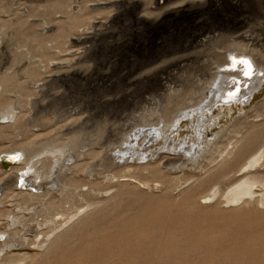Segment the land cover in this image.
I'll list each match as a JSON object with an SVG mask.
<instances>
[{"label": "rangeland", "instance_id": "1", "mask_svg": "<svg viewBox=\"0 0 264 264\" xmlns=\"http://www.w3.org/2000/svg\"><path fill=\"white\" fill-rule=\"evenodd\" d=\"M213 1L212 24L224 15L239 22L236 28L205 31L197 38L217 36L202 46L191 33L196 29L192 20L165 25L151 37L138 24L93 30L94 21L109 20L116 12L109 4L92 5L97 0H0V77L9 80L0 81V179L8 182L3 191L0 187V264H264V204L257 202L264 200V187L255 186L256 197L234 205L223 197L247 174L239 168L253 151L235 165L233 155L222 151L252 124L264 127V78L241 109L207 108L216 120L206 139L220 145L210 153L205 148L197 162L200 170L180 147H162L153 130L199 102L222 60L215 51L237 40L235 30L264 39V0ZM96 32L100 36L94 37ZM87 35L88 42L76 41ZM149 43L162 51L151 62L141 56V46ZM188 56L193 62L182 66L180 60ZM201 62L209 69L200 70ZM172 63L164 73L162 68ZM150 75L155 77L149 80ZM159 76L164 79L158 81ZM7 101L6 116L1 108ZM190 126L183 119L171 130L175 143L179 132L182 142L188 141ZM138 129L151 134L145 141L142 134L137 140L142 144L133 151L121 152ZM28 141L31 150L9 162L5 151ZM47 144L61 146L62 154L49 151ZM53 155L57 162L50 161L53 168L44 174L42 189L19 177L23 167L30 170L27 159H33L38 175ZM222 170L224 177H214ZM251 172L264 175V157ZM26 175L36 177L30 171ZM216 187L221 192L215 199H203Z\"/></svg>", "mask_w": 264, "mask_h": 264}, {"label": "bare ground", "instance_id": "2", "mask_svg": "<svg viewBox=\"0 0 264 264\" xmlns=\"http://www.w3.org/2000/svg\"><path fill=\"white\" fill-rule=\"evenodd\" d=\"M213 2H214L213 0H207L204 2L203 5L200 6L197 4V0H103V1L97 0V2L92 3V5H94L96 7H101V6L105 7V5L109 4V5L115 7L114 9H116V12L113 16L111 14L112 17L109 20H98V21L92 20L96 24H91V28H93V30H95V31H98V29L100 30L99 27L104 26V28H105L108 26V24H109V26H111L110 24H120V23L138 24L139 28L142 29L143 34H146V35H149L152 37V34H154V32H156V31L161 32L162 27H164L165 25L168 26L170 24H174V25L175 24H188L189 21L192 20L193 24H195L196 29H195V31L191 30V33H194L193 37L195 36L194 39H196L201 34H205L206 33L205 31L210 32V31H213L217 28H220V30L226 28V30H227V29H229V27H234L235 25L238 24L239 21L237 20V18H234L233 16L228 17L226 15H224L219 20L216 19L215 21L218 20L217 24H215V23L212 24V22H214L211 20L213 13H210V12L212 11L211 7H212ZM57 7L60 8L61 6H57ZM150 9H154V11H150ZM56 10H58V9H56ZM142 10L143 11L147 10V11L143 12L142 14H139L138 12H140V11L142 12ZM151 14L156 15L155 18L150 19L149 17H147V15H151ZM107 16H108V14H107ZM200 16L201 17L204 16L202 18L203 21H202V24H199V26H197V24L199 23V17ZM230 21H232V22H230ZM206 24H208L210 29L204 28ZM234 28H236V27H234ZM95 31H93V32H95ZM235 31H236V36H234V39H237V40H233L232 41L233 44L227 45V47H223L222 50L215 51L217 53L216 55L221 57L222 60L219 59V60H221V62L218 61L219 63L217 62L216 63L217 65H214V67H215L214 69H216V70L213 71L214 75L211 78V80L206 83L207 85H206V87H204V89L205 88L206 89L204 90V93L202 94V98L199 100L198 103H195L194 105L193 104L190 105V107H192V105H193L194 108L188 112L185 111L183 113L174 115L175 116L174 118H176V120L174 122L173 121L167 122V120H166V123L164 122V124L161 128H157L158 123L157 124L155 123L156 127H154V129H153L155 134L157 135L156 137H158L161 140L160 143H161L162 147H166V149H168L169 148L168 146L171 145L172 149H174V150H176L175 148L177 146L180 147L181 151L184 152V154H187V156H188L187 161L192 165V167H194V166L198 167V170H200V168L202 167L201 163H199V165L197 163L198 158L204 152L205 148L207 147L206 151L210 153L211 151L216 149V145H218V143H219V142H212L211 143L210 140L207 141V139H206V130L208 128H211L212 125L215 124V120H216V116H208L206 114L207 108L213 109V108L217 107L219 109V112L224 111L225 109L232 110L234 106L235 107L238 106V109H241V107L245 103H247L248 100L250 99V96H251L253 90L262 83V80L264 78V59L262 57V55L264 56V54H263L264 46H263V42H262V41H264L263 37H259L260 35H257V36L251 35V34L247 33L246 31L239 32V33H237V30H235ZM87 32L92 33V30L87 31ZM195 32H196V34H195ZM95 36H100V32H96V34L94 33V37ZM215 36H217L216 33H213L212 35L207 34L203 38H197L196 44L203 46L206 44V42H209V40H212L213 37L215 38ZM90 37L91 36L87 35L84 37L76 38V39H78L76 41L79 42L80 44L85 43V42L89 41ZM169 37L170 36H168V39H169ZM171 37H172V35H171ZM171 37H170V39H171ZM94 39H96V38H94ZM142 39H145V38H142ZM191 42H192L191 39L187 40L186 43H184V49L188 48V46L193 43V42L192 43ZM171 43H172V41H171ZM82 45L84 46L85 44H82ZM160 47L161 46L158 45L157 43H156V45H154V44L150 45V43H149V45L144 44L143 46H141V49L144 52L143 55H141L142 59H144L145 61L148 60V62L153 61L162 52V51L160 52V50H159ZM141 49H138V50H141ZM190 49H191V47H190ZM173 51H175V50H173ZM257 52H259L260 55H258ZM256 55H258V56H256ZM188 57H186V59L180 60V63H182V66H184V64L186 66V64H189L190 61L193 62V60L190 57L189 58ZM15 59H20V57H16ZM203 60L205 61V59H203ZM205 62H201V64L198 63L199 67H201L200 70L203 68H206L207 70L209 69L208 65H210V64L206 65ZM175 64H177V63L175 62ZM170 66L174 67V63H172V65H169V66L167 65V66L163 67L162 71L166 74H169L167 69L170 68ZM211 68L213 69V67H211ZM206 69H205V71H202V73L203 72L206 73L207 72ZM74 74H76V73H74ZM65 77H68V76H65ZM154 77H155V75H152L148 79L151 80ZM5 79L7 81H9L7 78L0 77V81H2V80L4 81ZM163 79H164V77L159 76L158 81H162ZM167 79L168 78H165V80H167ZM6 80L4 81L5 83H6ZM201 102H202V104H201ZM10 105H11V103H8V101H7V103L3 104V107L1 108L3 110V114H6V116H7L8 112L10 111L9 110ZM221 114H223V113H221ZM257 114H258V112H257ZM183 119H188L191 122V126H190V128H188L191 133L188 134L189 135L188 141L182 142L183 138H181V134L179 132L178 134H176L178 137L177 138L178 143H175L176 142L175 141L176 140L175 135H173V134L170 135L171 130L173 128L177 127L178 124ZM246 119H248V118H246ZM254 120H253V122H254ZM243 123H244V121H243ZM257 123H259V122H257ZM262 123H263V121H262ZM256 124H252L250 129L247 130L246 133L240 135L239 137H236L234 141L233 140H232V142L230 141V144H233V145H231L232 147H230V148L232 150H233V148H235L233 152L231 149H228V146H226V145H225L224 150L222 149V151H225V153L227 152L228 155H230V154L233 155V158L231 159V161H230V159L223 161V164L221 166H224V167L228 164L229 161L232 163V165H235L239 161V159H241L244 156V154L246 152L253 151L252 154L248 155L249 157H247L246 161L239 168V171H241V172L247 170V174H245L241 178L237 179L236 182L225 193H223L224 201L228 204L230 203V204L234 205V204L239 203L240 201H243L244 199L251 200V199H253V197H256L255 196L256 193L254 191V189L256 188L255 186H261L262 188L264 187V175L260 174L258 172L257 173L251 172L252 170H255L257 166L260 165L261 160L264 157V145L262 143L264 140V127L259 128L260 125H256ZM240 127L242 128V122L240 123L239 126H237L236 129L239 130ZM239 132H241V130ZM144 133L146 135H144V138L142 140L147 138L148 133H149V135L151 134L150 129H148V130L138 129V130L134 131V134H133L134 138H131V137H130V139L126 138L125 143H127V145H126V147L121 148L120 151L123 152L124 149H126L128 151H130V150L133 151L136 147H139V144L141 145L142 143H138L137 140ZM237 136H238V134H237ZM134 141H135V143H133V145H131L132 142H134ZM226 144H228V143H226ZM50 145L47 144L48 148H50L49 151L52 150L56 155L58 153L60 155L62 154L63 151L60 148L61 146H59V148H58V146L55 147V145H54V147H53L52 144H50ZM219 145L217 146V148L219 147ZM32 146H33L32 142L28 141V142L23 143V145L20 148L6 150L5 152L7 154L6 156L9 157V159H8L9 162L15 161L16 157L21 159L20 156L21 155L25 156L26 151L29 152L31 150ZM44 153H46V152H44ZM138 153L139 152H136L135 154L138 155ZM143 153H141V154H143ZM224 155H227V154H224ZM232 155L230 157H232ZM53 156H51V157H53ZM130 156H131V154H130ZM54 158H55V156H54ZM54 158H53V160L50 157L47 158V162L44 158V162H42V163H45V162L48 163L47 168L45 170H43L42 172L37 171L38 175H36V172H35L36 170L33 168V167H35V166H33V163H32L33 159H30V161H29V159L26 158L28 161V165L31 164L29 171L34 173L36 177L32 178L30 176L32 179H34V181L31 180L29 177L27 178L26 173L28 174V172H29L27 170L28 166H25L22 168L23 165L21 166V168H22V170H24V168L26 169L24 171L25 174H22V176H19L20 175L19 174L18 176L22 177V178L25 177V178H23L25 182L32 181L29 186L33 187L34 189H38V188L42 189V186H43L42 182H44L42 180L45 179L44 174H47L48 172L50 173V171H52V168H53L50 165L51 164L50 161H53L54 163L57 162L56 161L57 158H55V159ZM37 160H39L38 157H37ZM40 162H41V160H40ZM37 163H38V161L36 162V164ZM165 163L170 164V165L174 164L170 160H167ZM43 168H41L40 170H42ZM225 171L226 170L220 171L214 177H216V178L224 177L226 174ZM21 172H23V171H21ZM38 178H39V180H37ZM15 182L17 183L18 180L16 179L14 181V184H15ZM0 183H1V179H0ZM11 183H12V180H11ZM21 183L22 182H20V184ZM6 184H8V182L0 184L1 190L3 189V186L5 187ZM45 184H48V183L46 182ZM23 185H24V182H23ZM7 187H8V185H7ZM14 188H16V187H14ZM9 190H10V187H9ZM219 190L220 189H218L217 187L213 188L210 191V193L203 196V199L204 198H208V199L214 198L215 199V197L221 192ZM36 194H38L37 191H36ZM0 198H1V196H0ZM259 198H260V200L257 198L259 200L257 202L264 204V200L261 199V197H259ZM95 204H97V203H90L91 207H92V205L95 206ZM98 204H99V202H98ZM80 213H79V215H80ZM77 215H78V213H77ZM75 217H76V215H75ZM72 218H73V216L70 217V219H72ZM69 221H71V220H69ZM69 221H67V223ZM62 235H64V234H62ZM72 236H73V234H72ZM72 236H70V237H72ZM61 237H63V236H61ZM55 239H54V242H57V240L55 241ZM54 242H53V244H54ZM54 249H55V247H54ZM22 256H23V259L26 258V253L22 254ZM19 262H20V260H19ZM16 264H20V263H16Z\"/></svg>", "mask_w": 264, "mask_h": 264}]
</instances>
